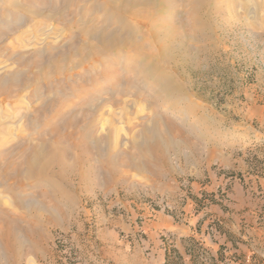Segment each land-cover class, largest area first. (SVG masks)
I'll use <instances>...</instances> for the list:
<instances>
[{
  "label": "rangeland",
  "instance_id": "374dc122",
  "mask_svg": "<svg viewBox=\"0 0 264 264\" xmlns=\"http://www.w3.org/2000/svg\"><path fill=\"white\" fill-rule=\"evenodd\" d=\"M92 2L0 0L2 219L61 202L68 190L82 192L87 205L101 195H129V185L147 178L143 172L174 164V154L163 157L157 145L170 148L182 128H195L199 137L210 126L237 121L234 99L244 88L264 99V0H210L200 15L189 0H175L173 8L156 3L154 16L162 13L167 23L155 26L172 28L179 48L164 61L165 53L136 47L79 60L80 50H89L80 25L95 30L108 16L120 21L109 8L91 9ZM122 18L139 45L153 47L149 18L130 11ZM54 62L63 63L61 70ZM38 146L52 165L30 173L27 163ZM52 245L59 254L68 249L59 230Z\"/></svg>",
  "mask_w": 264,
  "mask_h": 264
},
{
  "label": "crops",
  "instance_id": "0c3cea01",
  "mask_svg": "<svg viewBox=\"0 0 264 264\" xmlns=\"http://www.w3.org/2000/svg\"><path fill=\"white\" fill-rule=\"evenodd\" d=\"M233 105L237 121L157 145L174 164L142 171L129 195L87 205L68 190L0 218V264H264V99L244 88ZM54 230L66 237L60 254Z\"/></svg>",
  "mask_w": 264,
  "mask_h": 264
},
{
  "label": "bare ground",
  "instance_id": "6f19581e",
  "mask_svg": "<svg viewBox=\"0 0 264 264\" xmlns=\"http://www.w3.org/2000/svg\"><path fill=\"white\" fill-rule=\"evenodd\" d=\"M207 1L209 2L210 0H189V5H190V7H192V10L195 11L197 15H200V13H203L202 12L203 9L201 7ZM213 1L216 2V0H213ZM70 2H71V4L73 3V1H70ZM156 3H159L161 6H163V8L164 7L169 8V6H171L170 8H173V6L176 5L175 0H93V2L91 4L92 5L91 9H96V8L102 9L103 8L106 11L105 8H109L110 11L111 10L115 11V13H113V14H118L120 16L118 19L120 21H117L114 24L110 18L112 16H110V17L108 16L106 18L107 22H106V24H104L105 27L102 25H98L99 27H97L95 30L89 29L88 26L80 25L79 28H80V30H82V34L84 35V38L87 39V40H84V44H88L89 50H88V53L84 52V50H80V52H82V56L79 58V60H84L87 57L89 59L94 58V57H99V56H97V55H99V52L103 53L106 51L114 50L115 48H118V47H120V48L136 47L137 49H143V50H147L150 52L152 51L154 54L158 53L160 57H161L162 53L163 54L165 53L166 55H164L163 58H161V61L167 60L170 50L175 49L173 52L176 53V48H178V47H176L177 44L175 46V44H173V42H172L173 33L175 31H173L172 28H170V29L168 28V31H167L166 29L165 30L159 29L155 26V25H158L159 23H160V25L167 23L166 18H165L166 16L164 17L162 15V13L161 14L158 13L161 16H157L158 14L156 16H154L156 11L154 10L155 13H153V10H151V7H155ZM138 6H140V7H138ZM134 7H136V10L133 9ZM32 10H34V8ZM125 11H130L131 13L138 14L141 17H143L144 20L146 19V17L149 18L150 23H148V25L150 28V35H151L150 43L152 42L151 44L153 47L150 48V46H148V45L141 46L143 44L139 45L141 43V40H139L135 37L136 32L129 29L124 24H121L122 19H123L122 14ZM164 15H166V14H164ZM152 17H155V19L152 20L151 19ZM111 25H113V26H111ZM110 26H111V28H110ZM132 33H133V35H132ZM177 35L178 34H176V36ZM179 35L177 37H179ZM177 37H176V39H177ZM174 38H175V36H174ZM178 39H181V38L179 37ZM183 39L184 38H182V40ZM179 43L180 42H178V44ZM182 43H183V41L181 42V44ZM97 44H100L101 48L97 47L98 46ZM179 46L182 47L183 45L181 46L179 44ZM154 47H156L155 49H157L156 52H155ZM74 49L75 50L77 49V51H78L81 48L80 47H74ZM178 50H179V48H178ZM87 54H88V56H87ZM63 55H65V54H63ZM164 57H166V58H164ZM61 63L58 64L57 62H54L55 69L61 70V68L63 67L62 66L63 63L62 64ZM75 65H77V64H75ZM152 77L155 79L156 78L160 79V80L162 79L161 80L162 82L163 81H165L166 83L168 82V80H167L168 78H166V77L163 78V75H161L158 71H153ZM0 78L2 80H4V78L2 76H0ZM148 80L149 79L147 78V76H145V78H143L142 82L149 83ZM169 81H171V79ZM0 83H1V80H0ZM139 96H140V93H139ZM0 130H2L1 125H0ZM136 143L138 144V142H136ZM42 150L40 149V147H39V149L38 148L33 149V152H34V154L32 155L33 157L27 163V168H29L28 171L30 173H31V171H33L35 169L40 170V171H45L46 169H49V167L52 165V161H51L52 159L50 157H43L44 155L41 157V151ZM109 161H111V160H109ZM112 163H113V161H112ZM112 163L110 164L109 168L113 165ZM62 164H63L62 160H59L58 161V166L60 168L59 170H62ZM47 172H49V171H47ZM59 173H60V171L58 172V175H60ZM2 230H4V228ZM4 233H5V231H4ZM6 235H7V233H6ZM4 236H5V234H4Z\"/></svg>",
  "mask_w": 264,
  "mask_h": 264
}]
</instances>
